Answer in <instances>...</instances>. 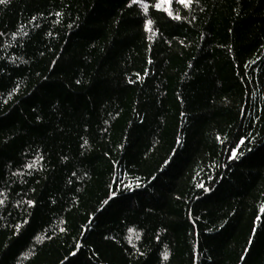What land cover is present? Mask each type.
Listing matches in <instances>:
<instances>
[{"label":"trees","instance_id":"obj_1","mask_svg":"<svg viewBox=\"0 0 264 264\" xmlns=\"http://www.w3.org/2000/svg\"><path fill=\"white\" fill-rule=\"evenodd\" d=\"M157 2L0 4V264H264V0Z\"/></svg>","mask_w":264,"mask_h":264},{"label":"snow or ice","instance_id":"obj_2","mask_svg":"<svg viewBox=\"0 0 264 264\" xmlns=\"http://www.w3.org/2000/svg\"><path fill=\"white\" fill-rule=\"evenodd\" d=\"M7 2H8V0H0V4H7ZM130 2H131L132 4H135V3L138 2V0H130ZM164 2H165V3H171V0H164ZM175 2L178 3L179 5H182L183 7L187 8L189 5H191V4L193 3V0H175ZM197 2H198V0H197ZM154 7H155L157 10L160 9L161 4H160L159 0H158V2L154 5ZM145 10H147V5H145ZM164 11L167 12L168 15H169L170 17H172L173 19H176V20L181 19V16L178 15V14L175 15V16H173L172 12H170V11L168 10V8H165ZM55 15L58 16V15H60V14H59V13H56ZM32 19H35V17H33ZM151 23H152V21H150V20H145V21H144V28H145V30H149V29H150V25H151ZM217 139H219V137H217ZM241 143H243V141H241ZM230 151H231V155L228 157L229 159H233V160H234V159L238 158L239 153L236 151L235 148H232ZM197 186H198V187H203V185H197ZM204 190L207 191V189H204ZM3 203H4V201L0 200V204H3ZM33 203H34L33 200H28V201H27V204L29 205V207H31V206L33 205ZM105 203H106V202H105ZM260 211H261V212H264V205L261 206ZM256 219H257V220H261V217H260V216H257ZM61 231H63V229H61ZM128 231L131 232L132 229H128ZM137 238H138V237H137ZM250 242H251V241H250ZM133 247H135V245H133ZM165 258H167V253H165Z\"/></svg>","mask_w":264,"mask_h":264}]
</instances>
